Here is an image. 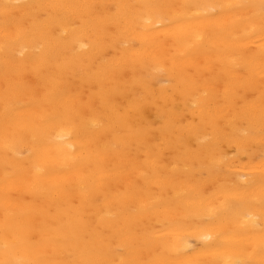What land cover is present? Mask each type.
<instances>
[{
    "label": "snow or ice",
    "instance_id": "snow-or-ice-1",
    "mask_svg": "<svg viewBox=\"0 0 264 264\" xmlns=\"http://www.w3.org/2000/svg\"><path fill=\"white\" fill-rule=\"evenodd\" d=\"M97 7L0 0V264H117V255L118 264H264V91L256 102L228 87L233 74L257 70L264 86V0L104 5L155 34L154 47L142 43L133 57L127 104L113 103L115 74L95 73L91 59L78 65L89 90L51 72L42 94H13L9 70L66 55L63 38ZM144 56L157 66L136 75ZM162 79L173 98L194 101L163 141L133 120ZM101 204L110 223L93 211Z\"/></svg>",
    "mask_w": 264,
    "mask_h": 264
},
{
    "label": "bare ground",
    "instance_id": "bare-ground-1",
    "mask_svg": "<svg viewBox=\"0 0 264 264\" xmlns=\"http://www.w3.org/2000/svg\"><path fill=\"white\" fill-rule=\"evenodd\" d=\"M20 3H44V4H89L97 5L98 7L91 10L90 14L85 13V23L81 24L75 33L71 30L69 34L63 38L68 42V51L66 55H61L55 58L51 65L41 66L38 61L26 59L18 69H10L9 76L11 82V91L13 94L28 99L35 92L42 94L44 91L45 79L51 72H66L71 79L70 87L75 91L89 90L91 85L87 78V73H81L78 65L81 62H88L90 59L96 64L95 73L103 76L105 74H115L114 81L109 84V90L112 93V101L114 104L123 107L129 101L124 99V91L132 87L134 81L133 70L130 67L133 57L137 52H142L141 44L144 49L151 50L154 47V33H145L143 31L142 22H134L131 17H128L126 9H112V14H106L104 5L117 4H140V3H170L184 4L197 2H214L228 3L234 0H19ZM258 2V0H256ZM120 18L128 17L123 20L120 29L115 35L109 33L106 41L100 39L104 35L106 25ZM163 39V37H159ZM130 43L137 45L136 49H130ZM103 48L107 55L99 52ZM146 67H141L139 63L136 65V75L141 71L146 75L154 67L156 63L152 61L150 56H144ZM215 59V56L209 54L200 58V63L204 64L209 60ZM77 67H73V65ZM128 65L126 68L127 75L121 78L120 69ZM260 74L258 70L250 73L247 77L241 73L233 74L228 87L237 92L242 98L245 95L249 96V100L259 101L261 92L264 91V86L260 83ZM174 83V82H173ZM157 96L151 100L143 101L138 105L137 111L133 115L134 122L142 123L146 129L155 133L161 140L166 138L172 139L175 127V121L180 115L191 116L193 99L185 98L176 94L175 98L171 95V85L167 79L160 80L155 85ZM225 85L221 83L219 91L223 93ZM167 90V99L160 93ZM4 95H5V67L3 59L0 57V134H2V115L4 111ZM87 99V96H85ZM199 111V109H196ZM187 123V121H185ZM163 129V132L161 131ZM2 136H0V151H2ZM166 150V149H165ZM230 154V153H229ZM172 157H168V166L171 167ZM35 174V170H33ZM244 174V173H242ZM115 188V185L113 186ZM112 196L117 195L116 191L111 193ZM42 201H36V208L39 209ZM97 217L104 216L105 222L110 223L111 220L105 215V209L102 204L99 208H94ZM2 215V209H0ZM146 259H150L145 255ZM188 258H195L194 255ZM113 259L118 261L120 256H114Z\"/></svg>",
    "mask_w": 264,
    "mask_h": 264
}]
</instances>
